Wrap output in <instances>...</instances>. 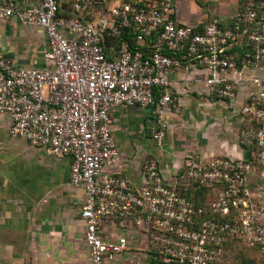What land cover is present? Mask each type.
Listing matches in <instances>:
<instances>
[{"label": "built area", "instance_id": "1", "mask_svg": "<svg viewBox=\"0 0 264 264\" xmlns=\"http://www.w3.org/2000/svg\"><path fill=\"white\" fill-rule=\"evenodd\" d=\"M193 1L0 2V22L14 19L46 36L42 68L16 66L0 51V115L8 117L12 138L52 158H71L70 184L85 196L80 218L89 264L128 252L135 234L154 264H221L230 241L264 255V0H235L229 19L189 23L181 15ZM191 69L207 71L206 85L220 100L254 88L241 107L247 158L188 155L171 182L150 158L139 187L107 173L119 157L112 110L150 109L157 123L152 140L162 147L165 113L178 110L169 76ZM189 190L214 199L199 205ZM105 221L121 233L103 236Z\"/></svg>", "mask_w": 264, "mask_h": 264}, {"label": "crops", "instance_id": "2", "mask_svg": "<svg viewBox=\"0 0 264 264\" xmlns=\"http://www.w3.org/2000/svg\"><path fill=\"white\" fill-rule=\"evenodd\" d=\"M15 1L21 7L41 2ZM188 4L198 6L195 1ZM235 12V0H231L227 12L215 16L225 20ZM206 16L199 6L196 13L185 15L192 22ZM45 49L46 36L40 29L14 19L0 22V51L16 66L44 67ZM207 77L202 69L169 76L178 110L165 113L166 137L160 148L152 140L157 123L150 109H113L111 130L119 157L106 172L126 177L139 187L142 165L150 158L158 162L168 182L188 155L246 159L240 144L245 125L241 107L255 90L241 87L234 101L220 100L211 95ZM9 128L8 117L0 115V264H89L85 225L80 218L85 196L83 190L70 184L71 158H52L46 150L33 148L22 138H12ZM101 230L108 238L121 233L111 221H105ZM129 244L128 252L108 264H154L144 252L146 244L140 234L129 236Z\"/></svg>", "mask_w": 264, "mask_h": 264}, {"label": "rangeland", "instance_id": "3", "mask_svg": "<svg viewBox=\"0 0 264 264\" xmlns=\"http://www.w3.org/2000/svg\"><path fill=\"white\" fill-rule=\"evenodd\" d=\"M198 6L201 12L207 15L206 19H209L216 14H224V12H227V9L231 6V0H211L209 2L201 0ZM198 6L188 4L184 7V14L192 15L196 13L198 11ZM185 15L182 17V20L191 23V18L189 17V19H186ZM204 199L212 201L214 199V194H205ZM223 264H264V255L257 248H249L239 242H234L228 247Z\"/></svg>", "mask_w": 264, "mask_h": 264}, {"label": "trees", "instance_id": "4", "mask_svg": "<svg viewBox=\"0 0 264 264\" xmlns=\"http://www.w3.org/2000/svg\"><path fill=\"white\" fill-rule=\"evenodd\" d=\"M198 5H200V3H201V0H194ZM107 44L108 45H116V40L115 39H110V38H107ZM186 194V196H188V197H190V198H192L196 203H198L199 205L201 204H203V201L205 200L204 198H205V194H207V192L206 191H202V192H200V191H194V190H189L188 192H186L185 193ZM204 199V200H202V199ZM234 242H236V241H230V242H227L226 243V245H225V248H224V255H223V259H222V262H221V264H223V262H224V257H225V255H226V252H227V249H228V247L231 245V244H233Z\"/></svg>", "mask_w": 264, "mask_h": 264}]
</instances>
